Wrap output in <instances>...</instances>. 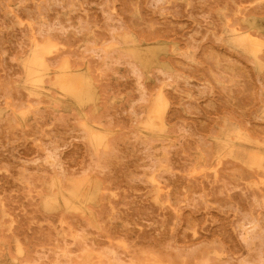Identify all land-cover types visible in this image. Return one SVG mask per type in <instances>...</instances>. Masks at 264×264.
I'll return each instance as SVG.
<instances>
[{
    "label": "rangeland",
    "instance_id": "374dc122",
    "mask_svg": "<svg viewBox=\"0 0 264 264\" xmlns=\"http://www.w3.org/2000/svg\"><path fill=\"white\" fill-rule=\"evenodd\" d=\"M262 40L264 0H0V264H264Z\"/></svg>",
    "mask_w": 264,
    "mask_h": 264
},
{
    "label": "bare ground",
    "instance_id": "6f19581e",
    "mask_svg": "<svg viewBox=\"0 0 264 264\" xmlns=\"http://www.w3.org/2000/svg\"><path fill=\"white\" fill-rule=\"evenodd\" d=\"M46 1V0H45ZM51 3H52V1H51ZM46 4H48V3H46ZM29 25V24H28ZM31 27V26H30ZM248 28V27H247ZM30 29V28H29ZM37 29H38V27H37ZM42 28H40V30H41ZM236 29V28H235ZM238 29V28H237ZM39 30V31H40ZM29 31V30H28ZM32 31V30H31ZM47 31V30H46ZM46 31H45V33H46ZM237 31V30H236ZM239 32V31H238ZM238 32H235V33H238ZM244 32V31H243ZM251 32V31H250ZM34 34V33H33ZM254 35V34H253ZM252 35V36H253ZM33 36H35V35H33ZM250 36H251V34H250ZM32 37V36H31ZM254 37H255V35H254ZM36 38V37H35ZM43 38V37H42ZM239 37H237L236 39L237 40H239L238 39ZM252 38V37H251ZM30 39H32V38H30ZM41 39V38H40ZM112 39H113V37H112ZM36 40V39H35ZM113 40H115V39H113ZM242 41H243V39H241ZM257 40V39H256ZM33 41H34V39H33ZM138 41V40H137ZM143 41V40H142ZM233 41V40H232ZM262 41H264V40H262ZM37 42V41H36ZM115 42V41H114ZM113 41H112V45H113V43H114ZM144 42V41H143ZM153 42V41H152ZM55 43V42H54ZM57 43V42H56ZM128 43V42H127ZM130 43V42H129ZM150 43V42H149ZM131 44V43H130ZM139 44V43H138ZM52 46H53V44H51ZM119 45H122V44H120V42H119ZM50 46V45H49ZM111 46V45H110ZM48 47V46H47ZM46 47V51H48V49L50 48H47ZM57 47V46H56ZM120 47V46H119ZM128 47V46H127ZM53 48L55 49V46H53ZM52 49V48H51ZM91 49V48H90ZM94 49H92V51H93ZM114 50V49H113ZM118 50V49H117ZM60 51V50H59ZM89 51H91V50H89ZM116 51V50H115ZM246 51V50H245ZM249 51V50H248ZM119 52V51H118ZM121 52V51H120ZM120 52H119V54H120ZM49 53L50 52H48V55H49ZM239 53V52H238ZM50 54H52V53H50ZM58 54H61L60 52L58 53ZM123 54V53H122ZM121 54V55H122ZM124 54H126V53H124ZM124 54H123V56H124ZM249 54H252V55H254L253 54V51H251ZM57 55V54H56ZM129 55V54H128ZM53 56V55H52ZM51 56V57H52ZM104 56V58L106 57V54L105 55H103ZM247 57H248V55H246ZM48 57H50V56H48ZM127 57V56H126ZM47 58V57H46ZM60 58H61V56H60ZM102 58V57H101ZM109 58V57H108ZM107 58V59H108ZM159 58V57H158ZM254 58V57H253ZM248 59V58H247ZM59 60V59H58ZM117 60V59H116ZM130 60H132V59H130ZM250 60V59H249ZM50 61V60H49ZM252 61H254L253 59L251 60V62ZM70 62V61H69ZM256 62V61H255ZM50 63V62H49ZM105 63V66L104 67H107L108 66V64H106V62H105V60H104V62H103V64ZM253 63V62H252ZM258 63L259 62H257V65H258ZM261 63V62H260ZM102 64V65H103ZM135 64V63H134ZM255 64V63H254ZM48 65H50V64H48ZM53 65V64H52ZM69 65H71V64H69ZM56 66H57V64H56ZM66 66H67V63H66ZM87 66V65H86ZM137 66V65H136ZM259 66V65H258ZM52 67V66H51ZM50 67V68H51ZM73 67V66H72ZM71 67V68H72ZM75 69V68H74ZM157 69H160V68H157ZM84 70V69H83ZM70 71V70H69ZM68 71V72H69ZM161 71V70H160ZM74 72V71H73ZM71 73V71H70V73L71 74H76V73ZM80 72H82V71H80ZM87 72V71H86ZM86 72H85V70H84V73L86 74ZM165 72V71H164ZM40 73V72H39ZM167 73H169V72H167ZM166 73V74H167ZM78 74H80V73H78ZM85 74L83 75L84 77H85ZM87 74H88V72H87ZM87 74H86V76H87ZM164 74V73H163ZM29 76H31V74L29 75ZM28 76V77H29ZM140 76V75H139ZM164 76V75H163ZM170 76H171V73L169 74V78H170ZM80 77V76H79ZM90 77H91V74H90ZM143 77V76H142ZM141 77V78H142ZM50 78H51V76H50ZM53 78V77H52ZM164 78V77H163ZM45 79V78H44ZM31 80V79H30ZM33 80H35V79H33ZM33 80L31 81V82H33ZM46 80V79H45ZM93 80V79H92ZM163 80V79H162ZM88 82H90V81H88ZM26 83V82H25ZM33 83H35V81L33 82ZM37 84H41L40 82H36ZM45 83V82H44ZM48 83V82H47ZM58 83L60 84L59 86H60V88L62 89V90H64V91H66L68 94H71V95H73V96H76L77 98L79 97V96H82V95H85V90H86V85L84 84V80L83 79H80V78H76L75 76H67V75H64V76H62L59 80H58ZM87 84V83H86ZM92 84V83H91ZM53 87H55V86H53ZM39 88V87H38ZM92 88V87H91ZM94 88V87H93ZM160 88V87H159ZM59 89V88H58ZM28 90V89H27ZM162 90V89H161ZM31 91V90H30ZM61 91V90H60ZM93 91V90H92ZM25 92H27V94H30V93H28V91H25ZM66 92H64V93H66ZM159 93V92H158ZM160 94V93H159ZM165 95V94H164ZM62 96V95H61ZM28 97H32V96H29L28 95ZM166 97V96H165ZM65 98V97H64ZM74 98V97H73ZM84 98V97H83ZM80 99V98H79ZM93 100H95V99H93ZM74 101H75V99H74ZM146 102H147V100H146ZM79 103H81L80 101H79ZM84 103V102H83ZM161 103V102H160ZM85 104H87V103H85ZM147 104V103H146ZM91 105V104H90ZM83 106V105H82ZM88 106V105H87ZM153 106H154V104H153ZM152 106V107H153ZM161 106V105H160ZM91 107V106H90ZM163 107V106H162ZM80 109V108H79ZM152 109V108H151ZM162 109V108H161ZM164 109V108H163ZM29 110V109H28ZM89 110H92V109H89ZM88 111V110H87ZM86 112V111H85ZM90 112L91 111H89V112H87V113H85V114H90ZM143 112V111H142ZM153 113H154V111H152ZM152 113V114H153ZM162 113H163V110H162ZM150 114H151V112H150ZM152 114H151V116L149 117L150 119H151V117H152ZM156 114H159V112L158 113H156ZM161 114V113H160ZM92 115H93V113H92ZM162 115V114H161ZM90 116V115H89ZM86 117V116H85ZM84 117V118H85ZM161 117V116H160ZM94 118V117H93ZM154 118V117H153ZM165 118V117H164ZM81 119V118H80ZM96 120H94V121H98L97 120V117L95 118ZM90 120V119H89ZM153 120V119H152ZM151 120V121H152ZM158 120V119H157ZM79 121H81V120H79ZM87 121H88V118H87ZM154 121H156L155 119L152 121V122H148V123H153ZM85 122H86V120H85ZM90 122H93L92 121V117H91V121ZM100 122V121H99ZM146 122V121H145ZM158 122H160V124L162 123V121H158ZM164 122V121H163ZM95 123V122H94ZM154 123H156V122H154ZM82 124V123H81ZM87 124V123H86ZM93 124V123H92ZM140 124V123H139ZM149 124V125H150ZM157 124H159V123H157ZM165 124V123H164ZM169 124V123H168ZM80 125V124H79ZM96 125H97V123H96ZM155 126H156V124H154ZM153 125V126H154ZM162 125V124H161ZM90 126V125H89ZM100 126V125H99ZM142 126H144V125H142ZM151 126V125H150ZM152 126V127H153ZM160 126V125H159ZM158 126V127H159ZM102 127H103V125H102ZM101 127V128H102ZM146 127H148V124H147V126ZM157 127V128H158ZM167 127V126H166ZM242 127V126H241ZM93 128V127H92ZM157 128H156V130H157ZM162 128H164L163 126H162ZM161 128V129H162ZM244 128V127H243ZM149 129H151L150 127H149ZM155 129V128H154ZM167 129H168V127H167ZM101 130V129H100ZM164 130H166V129H164ZM243 130V129H242ZM247 130V129H246ZM106 131H107V129H106ZM105 131V133H107ZM163 131V130H162ZM99 132H101V131H99ZM137 132V131H136ZM159 132V131H158ZM247 132V131H246ZM87 133V132H86ZM85 133V134H86ZM142 133V132H141ZM167 133V132H166ZM108 134V133H107ZM139 134V133H138ZM249 134V133H248ZM111 135V134H110ZM87 136V135H86ZM144 136H145V134H144ZM250 136V135H249ZM89 138H90V144H92L93 146H99V145H101V143L103 142V137H102V135L100 134V133H98V132H95V131H91L90 133H89V136H88ZM150 137V136H149ZM148 137V138H149ZM157 137V136H156ZM160 137V136H159ZM164 137V136H163ZM166 137V136H165ZM113 138V137H112ZM148 138H147V140H148ZM151 138V137H150ZM161 138V137H160ZM232 138V137H231ZM85 139V138H84ZM110 139V138H109ZM140 139V138H139ZM159 139V138H158ZM233 139V138H232ZM86 140V139H85ZM111 140H113V139H111ZM155 140H157V139H155ZM163 140V139H162ZM141 141H142V139H141ZM145 141V140H144ZM158 141H160V140H158ZM86 142V141H85ZM149 142H151V140L149 141ZM152 142H153V140H152ZM157 142V141H156ZM142 143V142H141ZM153 143H155V142H153ZM106 144V143H105ZM110 144V143H109ZM151 144V143H150ZM87 145H88V143H87ZM90 146V145H89ZM109 146V145H108ZM104 147H106V146H104ZM90 148V147H89ZM93 149H95V148H93ZM108 149V148H107ZM110 149H111V147H110ZM110 149H109V151H110ZM99 150H100V148H99ZM102 150V149H101ZM92 151V150H91ZM90 151V152H91ZM112 151V150H111ZM98 152H100V151H98ZM105 152H106V149H105ZM105 152H104V154H105ZM113 152V151H112ZM95 153V152H94ZM214 153V152H213ZM91 154V153H90ZM102 154V153H101ZM103 154V155H104ZM94 155V154H93ZM97 155V154H96ZM107 155V154H106ZM111 155V154H110ZM214 155V154H213ZM100 156V155H99ZM94 157H96V156H94ZM222 157V156H221ZM220 157V158H221ZM50 158V157H49ZM98 158V157H97ZM100 158H101V156H100ZM108 158H110V157H108ZM219 158V157H218ZM99 159V158H98ZM107 159V158H106ZM222 159V158H221ZM102 159H100V161H101ZM104 160H105V158H104ZM97 162V161H96ZM238 163V162H237ZM51 164V163H50ZM234 165V164H233ZM262 166H264V164H262ZM258 167V166H257ZM252 169H254V168H252ZM238 170V169H237ZM247 170V169H246ZM255 170V169H254ZM253 170V171H254ZM261 170H264V169H262L261 168ZM251 172V171H250ZM252 173V172H251ZM235 174H237L236 172H235ZM241 173H239V175H240ZM246 174H247V172H246ZM154 180V179H153ZM86 180H84V182H85ZM81 184L83 183V182H80ZM87 183V182H86ZM85 183V184H86ZM152 184V183H151ZM154 184H156L155 183V180H154ZM83 185V184H82ZM82 185H79L81 188H82V190H83V187H82ZM89 186H90V183H89ZM65 187V186H64ZM62 189V188H61ZM79 189V188H78ZM101 190H103V189H101ZM81 191V190H80ZM66 192V191H65ZM77 192H79L78 190H77ZM91 192V191H90ZM67 193V192H66ZM69 193V192H68ZM71 193V192H70ZM74 193V192H73ZM76 194V193H75ZM99 195H101V194H99ZM167 196V195H166ZM72 198H73V196H72ZM99 198H100V196H99ZM98 198V199H99ZM169 199V197L167 198V199H165V200H168ZM87 201V200H86ZM52 202V201H51ZM168 202H169V200H168ZM57 204V203H56ZM81 204V203H80ZM89 205V204H88ZM94 208V207H93ZM88 209H90V208H88ZM175 209V208H174ZM251 220V219H250ZM249 220V221H250ZM248 221V222H249ZM254 221V220H253ZM253 221H250L251 223L253 222ZM88 222V221H87ZM253 224H254V222H253ZM254 228H255V226H254ZM252 230H253V228H251ZM248 230V229H247ZM251 231V230H250ZM243 233V232H242ZM244 234V233H243ZM246 234H248V233H246ZM254 234H256V233H254ZM253 234V235H254ZM252 235V234H251ZM248 236V235H247ZM250 236V235H249ZM246 237V236H245ZM245 237H244V241H245ZM251 237H253V236H251ZM255 237L256 236H254V239H255ZM249 238V237H248ZM253 240V238H251V241ZM248 242V241H247ZM218 244H220L219 242H217ZM216 243V244H217ZM249 243V242H248ZM215 244V245H216ZM218 246V245H217ZM214 248H215V246H213ZM220 248H221V246H220ZM213 249V248H212ZM219 248L217 247V250H218ZM223 249V248H222ZM220 251V250H219ZM224 251V250H223ZM206 253H207V251H206ZM106 254V253H105ZM155 255V254H154ZM158 256V255H157ZM104 258V257H103ZM159 258H161V257H159ZM90 259V258H89ZM105 259V258H104ZM106 259H108V258H106ZM113 259V258H112ZM163 259V258H162ZM162 259H160V260H162ZM165 259V258H164ZM96 261V260H95ZM104 261V260H103ZM110 261H112V260H110ZM109 261V262H110ZM118 261V260H117ZM107 262V261H106ZM113 262H115V261H113ZM261 262V261H260ZM100 263V262H99ZM103 263V262H102ZM86 264H88V262L86 263ZM103 264H106L105 262L103 263ZM115 264V263H114ZM133 264V263H132ZM166 264H167V262H166ZM183 264V263H182ZM260 264H262V262L260 263Z\"/></svg>",
    "mask_w": 264,
    "mask_h": 264
}]
</instances>
